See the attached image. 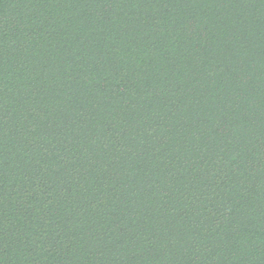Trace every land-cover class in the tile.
Masks as SVG:
<instances>
[{"label": "trees", "instance_id": "obj_1", "mask_svg": "<svg viewBox=\"0 0 264 264\" xmlns=\"http://www.w3.org/2000/svg\"><path fill=\"white\" fill-rule=\"evenodd\" d=\"M0 264H264V0H0Z\"/></svg>", "mask_w": 264, "mask_h": 264}]
</instances>
